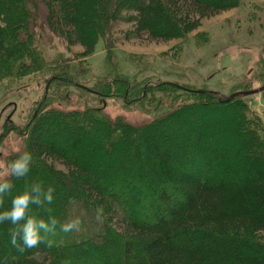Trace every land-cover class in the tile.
Instances as JSON below:
<instances>
[{
    "label": "trees",
    "instance_id": "obj_1",
    "mask_svg": "<svg viewBox=\"0 0 264 264\" xmlns=\"http://www.w3.org/2000/svg\"><path fill=\"white\" fill-rule=\"evenodd\" d=\"M50 1L47 13L54 17L45 14V26L69 46H80L81 58L92 56L100 38L105 41L102 76L106 79L96 85L93 94H121L123 99L143 105L147 92L153 91L167 94L166 99L173 102H185L186 98L174 95L178 89L191 97V103L142 126L116 120L111 132V123L98 118L97 123L105 127L100 124L94 129L88 124L93 109L61 112L46 107L67 100L62 93L65 86L80 89L71 78L68 63L53 66L49 82L54 86L43 96L36 114L21 127L22 150L6 160L9 163L20 152L29 151V172L19 178L8 176L12 187L0 197V211L8 210L12 196L22 193L30 181L32 186H40L42 202L30 204L27 214L46 222L54 217L57 224L52 232L41 231L43 242L20 252L9 243V230L17 226L0 221V264H100L107 258L120 264H264V133L260 118L238 98L219 103L208 91L190 92L168 82L147 86L131 82L132 78L123 77L114 68L115 51L105 39L113 32L111 24L125 11L132 13L126 16L132 25L125 35L128 39L182 43L203 20L235 8L239 0ZM31 7L30 0H0V84L49 70L28 26ZM260 69L258 76L262 77L264 61ZM154 99L152 96L150 103ZM216 107L236 109L233 127L216 132L212 122L205 120L196 138L186 135L180 139L178 161L169 153L174 148H165L154 139V132L170 120ZM218 137H224L225 142L220 139L224 144H219ZM85 138L96 141L95 152L101 151L103 156L121 149L126 152L128 179L96 178L87 167L65 156L63 143ZM229 151L235 156L232 162ZM53 163L66 173L56 170ZM49 187L53 190L50 203L43 201V192ZM100 206L102 223L96 219ZM80 213L89 214L88 226L81 227L85 223L80 221L79 229L60 230L61 223Z\"/></svg>",
    "mask_w": 264,
    "mask_h": 264
},
{
    "label": "rangeland",
    "instance_id": "obj_2",
    "mask_svg": "<svg viewBox=\"0 0 264 264\" xmlns=\"http://www.w3.org/2000/svg\"><path fill=\"white\" fill-rule=\"evenodd\" d=\"M30 4L33 15L29 18L28 26L33 32L34 44L48 63L49 70L39 71L16 81H3L0 84V180H6L10 175L7 171V157L11 155L14 157L15 153L23 148L24 134L21 132V127H24L29 122V118L36 114L43 96L51 91L49 89L52 85L54 86L50 84L49 79L53 77L51 69L55 65L65 66L68 63L70 67L67 69L72 75L71 78L80 89L65 86L62 93L67 100H56L46 107L61 112L93 109L94 112L89 114L93 119L88 124L94 129H98L101 124L97 123V120L103 118L111 123V125L107 124L110 132L113 129L112 122L116 120L132 126H142L154 118H160L175 110L180 105L191 103L189 101L191 97L183 95L184 92L178 89L177 92H173L174 95L180 96V99L186 98L185 102H173L171 99H166L167 94L153 91L147 92V101H144L143 105L139 102H129L125 97L123 99L121 94H113L109 97L93 94L96 93L94 91L96 85L106 79V76H102L105 60L104 39H99L92 56L83 59L79 56L82 52L80 46H69L64 38L45 26V14L54 17L49 11L47 13V7L52 6V2L30 0ZM33 7L38 8L37 12L33 11ZM131 14L122 11L119 19L111 24L113 29L111 36L105 38L115 51L114 68L117 72L120 71L123 77L132 78L131 82L138 85L147 83L146 86L168 82L180 89L188 88L190 92L193 90L215 92L216 99L262 86L264 75L262 77L258 75L264 61V0H239L235 8L203 20L201 26L186 36L182 43L180 40L150 42L128 39L125 35L132 25L126 21V16ZM152 96L155 98L154 103H150ZM238 99L260 118L264 133V90ZM235 113L236 109L230 107L229 109L216 107L202 112L198 109L170 120L169 124L160 126L153 136L158 144H163L170 150L171 147L174 148L169 153L178 161L176 148L179 147L181 138H185L186 135L189 139L196 138L205 120L207 123L208 120L212 122L210 127L216 132L219 129H230L236 121ZM49 135L48 138L52 141ZM40 137H43L42 134ZM48 138L44 139L49 143ZM218 138L219 144L222 145L224 137ZM76 140L63 143V147L67 149L66 152L64 151L65 156L74 163L87 167L86 169L91 171V176L101 179L126 176L128 179L129 156L124 155L126 152L123 154L122 149L121 152L119 150L103 156L101 148L99 153L95 152L98 148L96 141L89 138ZM74 146H77V149ZM58 150L62 151V147ZM228 155L229 162L235 160L233 153L230 152ZM53 165L56 170L66 173L67 170L58 163ZM72 172H75L74 169ZM73 175L78 180L79 177L77 178L74 173ZM31 184L32 182L29 181L24 191L31 193L33 187ZM71 211L74 213V209ZM85 215L87 213H80L77 217L85 223L81 227L90 224L89 214ZM106 260L108 261H100V264H120L117 259Z\"/></svg>",
    "mask_w": 264,
    "mask_h": 264
},
{
    "label": "clouds",
    "instance_id": "obj_3",
    "mask_svg": "<svg viewBox=\"0 0 264 264\" xmlns=\"http://www.w3.org/2000/svg\"><path fill=\"white\" fill-rule=\"evenodd\" d=\"M32 161V155L29 151L24 150L7 165L8 174H11L17 178L24 177L29 172V166ZM12 187V183L8 180H0V197ZM52 188L49 187L47 191L43 192V201L51 202L53 200ZM29 191H23L18 195L12 196L11 207L8 210L0 211V221L8 220L12 225L17 227L9 230V243L18 251L23 252L25 248H32L37 243L43 242L45 237L41 235V231L44 233L54 231L53 226L57 224V220L54 217H50V222H46L44 219H36L34 216L28 215L30 204H40L41 198L40 186L34 185ZM103 212V206H100L96 210V219L99 222H103L100 217V213ZM80 220L75 218L67 223H61L59 225L62 232H69L73 229H79Z\"/></svg>",
    "mask_w": 264,
    "mask_h": 264
},
{
    "label": "water",
    "instance_id": "obj_4",
    "mask_svg": "<svg viewBox=\"0 0 264 264\" xmlns=\"http://www.w3.org/2000/svg\"><path fill=\"white\" fill-rule=\"evenodd\" d=\"M264 90V82L262 84L261 87H259L258 89H254V90H248V91H243V92H236V93H233L231 95H229L228 97H223V96H220L218 98V102L221 103V102H228L232 99H235V98H239V97H246V96H250V95H254V94H257L261 91ZM193 92H196V93H205L206 91H201V90H194ZM209 93H215V92H212V91H209Z\"/></svg>",
    "mask_w": 264,
    "mask_h": 264
}]
</instances>
